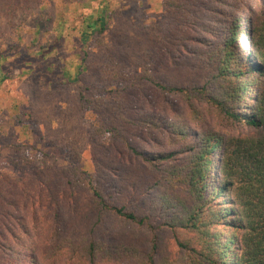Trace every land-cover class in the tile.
Returning a JSON list of instances; mask_svg holds the SVG:
<instances>
[{
	"label": "trees",
	"instance_id": "1",
	"mask_svg": "<svg viewBox=\"0 0 264 264\" xmlns=\"http://www.w3.org/2000/svg\"><path fill=\"white\" fill-rule=\"evenodd\" d=\"M202 4L206 18H185ZM163 6L202 32L188 36L205 45L202 82H165L149 61L137 66L131 55L128 62L110 34L119 11L99 5L84 20L75 71L53 63L39 70L37 82L68 88L64 105L18 120L26 134L47 128L64 165L7 143L18 154L9 159L13 171L0 173V264H47L62 256L84 264H264V0H164ZM142 30L165 41L160 24ZM8 77L0 64V84ZM148 86L166 102L176 95L188 112L171 102L167 117L127 99L146 97ZM203 103L234 132L205 121ZM108 145L144 162L153 178L144 183L101 161L96 151ZM87 146L92 171L78 167ZM163 232L174 249L161 248Z\"/></svg>",
	"mask_w": 264,
	"mask_h": 264
},
{
	"label": "rangeland",
	"instance_id": "2",
	"mask_svg": "<svg viewBox=\"0 0 264 264\" xmlns=\"http://www.w3.org/2000/svg\"><path fill=\"white\" fill-rule=\"evenodd\" d=\"M163 1L0 0V64H3L9 74V77L0 84V135L3 137L0 138V173L13 171L9 159L18 154L7 143L30 147L26 150V154L32 158L37 155L36 150L43 151L47 163L53 167L64 165L63 152L51 144L52 134L47 128L39 125V131L26 134L18 120L27 121V114L33 109H38L44 115L47 106L64 105L70 93L68 88L62 89L47 81L44 84L37 82L39 70L45 64L53 63L63 64L71 73L75 71L80 60L82 46L79 36L84 20L94 14L99 5H107L110 9L119 11L112 22L110 34L116 45L128 55V62L134 63L131 61V55H137V66L140 61H149L151 73L165 82L186 86L202 82L204 70L200 64L199 52L205 48V45L203 46L196 38L188 37L200 36L202 32L191 29L188 24H183L184 20H180V17L167 13ZM205 14L206 5L202 4L195 6L184 16L186 19L199 17L198 20H202L206 18ZM153 24L162 25L166 35L164 42L154 40L142 30V27ZM174 27H181V31L176 29L174 35H167L168 28ZM107 40L109 41L108 38ZM40 78L44 77L40 76ZM148 87L150 89L146 97L137 92V96L132 93L127 99L134 100L150 112H158L167 117L171 114V102L177 108L183 107L184 113L188 112L176 95L169 96L170 102H166V98L157 89L153 86ZM46 88L51 93H47ZM75 89L74 87L71 91ZM201 107L205 121L218 129L234 132V126L224 127V122L217 118L218 111L213 107L207 103H203ZM91 149L87 146L80 150L81 157L78 164L80 169L93 170ZM96 156L107 165L122 167L123 171H126L125 174H137L144 183L153 178L154 172H151L144 162L128 157L113 145L98 148ZM84 203V197L78 198L79 207L83 208ZM0 229H2L1 224ZM31 239L34 237L31 236ZM161 239V248L174 249V243L168 232H163ZM0 240H2L1 236ZM37 242L39 244L41 241L37 240ZM47 264L84 263L62 256L49 260Z\"/></svg>",
	"mask_w": 264,
	"mask_h": 264
}]
</instances>
